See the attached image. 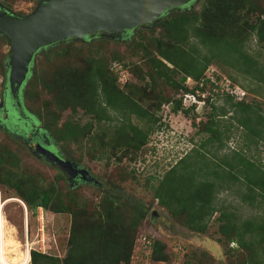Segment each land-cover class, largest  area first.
I'll use <instances>...</instances> for the list:
<instances>
[{"label": "trees", "instance_id": "trees-1", "mask_svg": "<svg viewBox=\"0 0 264 264\" xmlns=\"http://www.w3.org/2000/svg\"><path fill=\"white\" fill-rule=\"evenodd\" d=\"M199 1L198 8L192 6L191 9L169 12L154 25L138 27L129 31L128 38H123L125 42H131L134 49L143 52L140 58L145 67H138L137 76L144 82L146 89L130 82L120 86L117 75L111 73L99 48L83 55H79L81 50L78 48L74 54L81 58L78 59L80 65L69 64V44L72 41H65L39 51L38 54L43 55L47 62L51 57L59 61L67 58L66 62L55 66L46 75L35 65V58L28 85L19 95V100L23 112L31 121L33 117L37 123H42L39 130L45 132L51 142H55V146L58 142L81 143L85 139L93 146L106 144L113 148L114 153L121 151L124 154H131L143 147L155 124L158 123V128L162 127L163 123L157 114L162 104L173 102V113L180 111L188 115L197 110V105L195 101L183 104L186 95L204 101L201 109L207 105L211 110L198 132H204L206 136L164 172L157 185H153L152 196L171 217L198 233L207 231L213 214L217 212L215 219L221 221L219 232L229 250L237 251L231 243L247 250L246 256L239 258L238 262L264 264V158L254 157L249 147L226 150L227 128L221 124L223 118L234 120L243 130L249 145L258 147L262 142L264 146V110L256 102L246 101L245 94L236 91L232 83L225 85L220 93L224 95L230 109L223 106L217 108L214 102L218 93L214 91L220 89L216 81L220 77L218 72L214 80L206 77L208 68L215 64L220 68L235 69L246 79L254 81L256 86L264 87V63L246 49L252 37L264 49V7L255 8L252 0ZM254 12L257 14L250 22L249 16ZM155 29L160 30V36H152L149 46L140 40L136 41L135 37L141 36L144 31L152 33ZM131 34L133 36L130 38ZM0 40L4 39L0 36ZM95 40L97 46L106 43V38L94 36L86 37L85 45L93 46L95 43L92 41ZM2 69L3 64L0 62V72ZM189 78L195 82L193 85L188 84ZM160 81L180 96L170 98L156 93L154 89ZM208 83L212 85V93L201 98ZM37 85L51 94L50 101L42 100L38 107L36 101L40 100V94L36 90ZM257 87L249 90L256 92ZM149 98L152 101L144 105ZM23 100L33 104L31 110L34 114L29 111L30 105L27 108L24 106ZM65 109L73 114L81 109L82 114L91 119L84 123L74 121L71 117L61 120V112ZM228 112L232 114L228 115ZM132 115L142 120L144 126L131 122ZM25 120L28 124L29 120ZM24 127L28 129L27 125ZM91 156L108 157L106 153L100 152H91ZM117 159L120 161L122 157L118 156ZM6 162L13 166V170L3 168ZM17 165L15 153L8 147H2L0 184L13 188L32 213L37 211V207L54 213L73 212L74 216L80 211L76 207L77 202L74 203L75 209H69L74 199L70 191L65 192L64 200V193L56 191L54 182H50L47 187L40 186L32 177L26 179L23 174L17 173L14 170ZM59 169L63 170V177L67 179L65 170ZM222 191L230 192L241 203L254 209L255 213L241 219L232 210L227 211V207L217 206L215 200ZM103 202L107 204L103 222L105 226L108 222L113 223L111 228H114L120 216L117 198L107 195ZM148 209L139 205L131 216L130 226L135 229L136 237L129 246L116 239L111 231L103 235L102 223L91 228L75 225L70 229L68 248L62 261L56 256L31 250L30 264L127 262L135 249V241L139 237L137 232L146 219ZM144 236L149 243L140 241L145 250L149 249L148 257L153 261H165L167 254L163 249L164 243L156 237Z\"/></svg>", "mask_w": 264, "mask_h": 264}, {"label": "rangeland", "instance_id": "rangeland-1", "mask_svg": "<svg viewBox=\"0 0 264 264\" xmlns=\"http://www.w3.org/2000/svg\"><path fill=\"white\" fill-rule=\"evenodd\" d=\"M39 1L40 0H0V4L16 14L24 15L31 12ZM252 1L253 6H256L255 8L260 9L261 6L264 7V0ZM199 2L193 6L198 8ZM256 14L257 12H254V14L249 16L250 22L254 20ZM159 31V29H155L152 33L150 31H144V35L142 34L141 36L135 37V39L149 46L151 44L150 38L152 36H160ZM132 36L131 34L129 37L131 38ZM126 38L128 37H125V39ZM125 39L106 38V43L98 44V46L97 40L92 41L95 43L93 46L85 45V41L69 40L72 41L69 44L71 55L68 56L69 60L67 61L69 64L75 65L76 63L80 65L78 59L80 60L81 58L74 54L77 53L76 50L78 48L81 50L79 55L99 48L101 55H103L108 63L111 73L117 75L118 84L120 86L125 82H130L144 89V82L137 76L138 67H145L143 59L140 58L143 52L134 49L133 44H131V42H125ZM246 49L264 63V49L259 46L255 37H252L251 40L248 41ZM6 51L7 45L5 40H0V62L3 64V69L0 72V96L5 86ZM115 55L117 59L114 58ZM35 58V65L42 70V73H46V75L55 66L65 63L67 59L59 61L51 57L50 61L47 62L46 58L39 54H37ZM214 65L215 64L208 68L206 77L214 80L217 72L220 77L219 80H216L220 89L214 91L218 93L217 99L214 102L217 108L223 106L226 109H230L224 95L220 93L223 91L221 89H224L225 85L232 83L235 85L234 89L236 91L245 94L246 101H254L264 110V87L260 85H257V87L254 81L246 79L236 72L235 69H227V67L224 69ZM187 80L189 85L195 83L190 78ZM27 85L28 81L22 90H24ZM211 87L212 85L208 83L205 91L201 94V98L212 93ZM252 87H257V91H250L249 88ZM36 90L40 94V100L36 101L37 107L41 104L42 100L49 99L48 101H50V93L39 85H37ZM147 91H149L148 86ZM154 91L170 98H177L180 96L178 93H174L169 86L161 81L157 84ZM24 100L23 102L26 108L30 105L29 111L31 113V109L34 108L33 104ZM150 101H152V99H146L143 104L147 105ZM189 102L190 100L187 98L183 100V104L185 105ZM199 103L203 105L204 101L198 100V104ZM198 104L196 105L198 106ZM172 105L173 102L161 105L157 114L160 116V122L163 123L162 127L158 128V123L155 124L153 130L150 132L148 142L131 154H124L121 151H115L114 153L111 146L106 144L93 146L89 140L85 141V139L81 140V143L61 144V142H58L57 147L52 145L53 147L49 150L51 153L53 152L54 157L57 156L61 159L67 158L73 164L77 165V169L88 173V179L84 181L82 179L80 181L70 180L68 173L64 171L67 173V179H65V177H63V170L52 164L51 161H49L50 158L47 159L45 157V159L44 157H39L38 154L34 152L33 143L29 142L30 129L28 131L29 133L21 132L22 130H20V128L19 131L15 126L9 124L10 120H4V113L0 111V149L2 147H8L15 153L18 165L14 170L19 174H23L26 179L32 177L40 186L47 187L50 182H54L56 191L59 190L64 193L62 196L64 200H66L65 192L70 191L74 199H72L73 203H70L69 209L72 210L76 207L80 209L76 216L73 215V212L54 213L39 207H37L35 213H32L27 204L25 203V205L22 203V199H20L18 193L13 188L6 184H0V206H2V215L5 219L2 229L0 228V238L4 236L3 239L6 240L12 236L15 240L14 247L16 246V249L7 246L6 256L11 259L16 255L15 253H19L22 259L18 264H26L29 260L28 253L30 247L38 248V238L40 237L39 234L42 232L43 239L41 240V249L44 251L43 253L56 256L62 261L68 248L70 229L75 225L81 224L91 228L95 224L100 225L102 223L104 228L103 235L111 231L113 236L116 235V239L129 246L133 238L136 237V235H134L136 234V231H134L135 229L130 226L131 216L134 211H136L137 207L141 205L142 207L149 208L146 219L139 226L137 232V237H139L137 241H135V249L130 259L127 262L121 261L120 264H241L238 262V259L245 257L247 250L236 247V244L233 243H231V245H233V248L237 249V251L229 250L228 244L224 241V238L219 232V223L221 221L215 219L218 215L217 212L213 214L207 231L205 233H198L188 229L178 220L171 217L167 210L160 206L157 200L152 196V187L153 185H157L164 172L186 153H189L190 150L198 145L200 140L206 136L204 132H198V129L201 127V123L207 120L208 113L211 110L209 106L205 105L202 109L201 106H198L196 107L197 110L185 115L180 111L173 113L171 110ZM229 114H232V112H228V115ZM24 115L27 114L24 113ZM67 117H71L74 121L80 123H84L91 119V117H86L82 114L81 109H78L76 114L65 109L61 112V120ZM16 118V122L11 121V123L19 127L23 125V122L17 121ZM31 118L33 121H31L29 117L26 118L31 122L30 124L35 125L36 128L41 127V122L37 123L35 118ZM130 121L134 124L144 126L143 121L139 120L134 115H132ZM221 124L226 125L224 127L227 128L226 134H228V138L225 142L226 150L237 147H249L251 150L250 153L253 154L254 157L264 158V146L262 142L258 144V147L252 144L249 145L248 141L245 139L243 130L230 118L221 119ZM32 127L33 126H30L31 129ZM24 135L26 136L25 138L22 137ZM36 140L41 142L39 138ZM42 143L44 142L42 141L41 144ZM58 151H60L64 157L59 155ZM91 152L106 153L108 157H105V155L104 157L99 156V158H92ZM118 156L122 157L120 161H117ZM3 168L13 170V166L7 162L3 165ZM107 195H112L117 198L116 205L119 209L120 216L116 221L111 219L115 221L114 228H111L113 227V223L111 224L108 222L106 223L108 225L105 226V222H103L106 215L105 208L107 207L103 199L107 197ZM215 201L217 206L227 207V211L232 210L241 219L250 217L255 213L254 209L241 203L239 199L227 191L220 192ZM76 202L77 206L74 207V203ZM39 215L40 218L38 217ZM143 234L156 237L164 243L163 249L167 254V259L165 261H153L148 257L149 249L145 250L142 241H140ZM24 252L26 256H24ZM262 257L264 258V252L262 253ZM1 260L0 264H9L8 262H1Z\"/></svg>", "mask_w": 264, "mask_h": 264}, {"label": "water", "instance_id": "water-1", "mask_svg": "<svg viewBox=\"0 0 264 264\" xmlns=\"http://www.w3.org/2000/svg\"><path fill=\"white\" fill-rule=\"evenodd\" d=\"M199 0H40L24 15L0 4V36L7 45L4 75L7 104L17 120L21 113L19 95L26 85L34 59L45 47L69 40L84 41L94 36L123 39L138 27L154 25L169 12L187 9ZM23 123V127H24ZM37 145V150L76 176L70 160H64ZM45 155V154H44ZM46 156V157H47ZM82 179L87 180V172Z\"/></svg>", "mask_w": 264, "mask_h": 264}, {"label": "flooded vegetation", "instance_id": "flooded-vegetation-1", "mask_svg": "<svg viewBox=\"0 0 264 264\" xmlns=\"http://www.w3.org/2000/svg\"><path fill=\"white\" fill-rule=\"evenodd\" d=\"M6 8V7H5ZM8 9V8H7ZM4 81H5V79H4ZM5 84V83H4ZM5 90H6V84H5V86H4V89H3V91L1 92V96H0V111H1V113H4V120H10L9 121V124H11V125H13V126H15V128H17L18 130H19V128H20V130H22L21 132H24V133H29L28 131H29V129H30V139H29V142L30 143H33V146H34V152L36 153V154H38V156L39 157H46L48 154L47 153H44L43 154V152H41V151H39V150H37L36 148H37V145H38V143H39V145H44L45 147H46V149L47 150H49L50 148H52L53 146L51 145L52 143H54V146H55V142L52 140V142H51V140L49 139V137H48V135L45 133V132H43V131H41V130H39L40 129V127H38V128H36L35 127V125H33V124H30L31 122L29 121V123L27 124V121L25 120L28 116L27 115H24V113H23V109H22V104H21V102H20V106L17 108L16 106H15V108H16V110L17 111H19L20 113H21V117L17 120V121H20V122H23L25 125H27V127H28V130H27V128H23V125H21L20 127L17 125H14V124H12L11 123V121H13V122H16V120H15V116H14V109L12 108V107H9L8 106V104H7V98L5 97ZM19 99V98H18ZM30 119V118H29ZM2 121H3V119H2ZM4 122V121H3ZM22 123V124H23ZM30 126H33L32 127V129L30 128ZM19 130V131H20ZM22 137H26L25 135L24 136H22ZM40 139L41 140V142L43 141L44 143H42L41 144V142L39 141L38 142V140H36V139ZM57 147V146H56ZM50 151V150H49ZM53 153V152H52ZM58 153H59V155H61L62 157H64L62 154H61V152L60 151H58ZM47 159H49L48 158V156L46 157ZM45 158V159H46ZM64 160H66V158H64ZM49 161H51V163L52 164H54V165H56L57 167H61L60 165H59V163L58 162H56V161H53V160H49ZM73 166V168H74V170H76V176H72V175H69V179L70 180H73V181H80L82 178V173L81 172H79V171H81V170H79V169H77L78 167H77V165H75V164H73L72 165Z\"/></svg>", "mask_w": 264, "mask_h": 264}, {"label": "bare ground", "instance_id": "bare-ground-1", "mask_svg": "<svg viewBox=\"0 0 264 264\" xmlns=\"http://www.w3.org/2000/svg\"><path fill=\"white\" fill-rule=\"evenodd\" d=\"M16 200V199H15ZM19 201H21V200H19ZM22 203H24V202H22ZM3 213H2V206H0V228L2 229V227H3V225H4V222H5V219L3 218V215H2ZM2 234H3V232H2ZM11 236V235H10ZM3 237L4 236H2L1 238H0V249H1V254H0V256H1V258H2V260H1V258H0V260H1V262H8L9 264H18L19 263V261L22 259V257L21 256H19V253H15L16 255L14 256V257H12L11 259H9L7 256H6V247L7 246H10V247H12L13 249H16V246L14 247V245H15V240L13 239V237L11 236V237H9L8 239H6V240H4L3 239ZM18 245H20V244H18ZM16 251V250H15ZM24 254V256H26L25 255V252L23 253ZM29 254V253H28ZM27 258V257H26ZM29 259H30V255H29Z\"/></svg>", "mask_w": 264, "mask_h": 264}, {"label": "built area", "instance_id": "built-area-1", "mask_svg": "<svg viewBox=\"0 0 264 264\" xmlns=\"http://www.w3.org/2000/svg\"><path fill=\"white\" fill-rule=\"evenodd\" d=\"M186 97H187V99L188 100H194V97L192 96V95H186ZM40 208V207H39ZM42 209V208H41ZM38 213H39V211H38ZM40 214V213H39ZM39 218H40V215L38 216ZM38 232H39V230H38ZM40 235V237L38 238V248L37 247H30V249H34V250H37V251H39V252H44L42 249H41V240L43 239V237H42V232L39 234ZM141 240L142 241H145V244H148L149 243V241L147 240V239H145V236L143 235L142 236V238H141ZM2 264V263H1Z\"/></svg>", "mask_w": 264, "mask_h": 264}, {"label": "clouds", "instance_id": "clouds-1", "mask_svg": "<svg viewBox=\"0 0 264 264\" xmlns=\"http://www.w3.org/2000/svg\"><path fill=\"white\" fill-rule=\"evenodd\" d=\"M191 101H192V102L195 101V103L198 104V100H196V99H195V100H191ZM198 106H201V104L199 103ZM198 106H197V107H198ZM20 199H21V198H20ZM22 201H23V200H22ZM23 202H24V201H23ZM24 204H25V202H24ZM25 205H26V204H25ZM40 208H41V207H40ZM26 235H27V232H26ZM31 250H34V249H30V250H29V255H30V251H31ZM27 263H30V259L27 261ZM27 263H26V264H27Z\"/></svg>", "mask_w": 264, "mask_h": 264}]
</instances>
